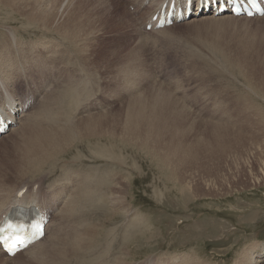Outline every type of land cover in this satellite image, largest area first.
Wrapping results in <instances>:
<instances>
[{
	"label": "rangeland",
	"instance_id": "rangeland-1",
	"mask_svg": "<svg viewBox=\"0 0 264 264\" xmlns=\"http://www.w3.org/2000/svg\"><path fill=\"white\" fill-rule=\"evenodd\" d=\"M67 3L0 0V59L18 77L34 69L44 93L74 79L93 102L73 120L53 119V149L22 172L10 165L20 122L0 138L7 182L63 199L62 181L83 174L80 191L100 197L80 223L73 202L50 222L67 232L98 227L87 262L46 251L34 264H264V14H204L143 32L128 0H73L64 11ZM154 110L168 128L130 120ZM50 231L34 251L62 238ZM1 255L0 264H32Z\"/></svg>",
	"mask_w": 264,
	"mask_h": 264
},
{
	"label": "bare ground",
	"instance_id": "bare-ground-1",
	"mask_svg": "<svg viewBox=\"0 0 264 264\" xmlns=\"http://www.w3.org/2000/svg\"><path fill=\"white\" fill-rule=\"evenodd\" d=\"M72 1L73 0H68L67 5H65L66 7H64V11L67 10L71 6V4H73ZM139 1L140 2H139V5H138V9H139V7L141 5V2L143 0H139ZM162 1L163 0H151L150 5L147 7L145 12L143 14H141L143 19L139 17L141 19V21L142 20L145 21V19H146V18L144 19L145 15L147 14V17H148L153 12L156 3L160 4ZM40 3H41V1H40ZM45 5H46V3H45ZM112 5L113 6H111L110 8L116 7V3L115 2H112ZM42 6H43V4H42ZM110 8L107 9V12H108V14L112 15L113 13H110ZM71 13L73 14L74 11H71ZM65 14H67V13H65ZM61 15L62 14H60L59 16H61ZM202 15H204V14H202ZM233 17H235V16H233ZM208 18H212V17H208ZM217 18H220V17H217ZM77 21H75V22H77ZM135 21H136V19H135ZM120 28H122V27H120ZM158 30H161V29H158ZM158 30H155V31H158ZM3 49H5V48H3ZM4 51H6V50H4ZM8 52H9L8 55H11L10 54L11 52L10 51H8ZM1 56H2V54L0 55V58H1ZM60 57L61 56H59L58 58H60ZM57 60H60V59H57ZM61 67H63V66H61ZM36 68H38V67H36ZM0 71H3L5 73V75L9 76V78H10L9 82H7V83L4 82V84H3V86L7 88V91H6L5 95H4V96H6L7 99L14 98L13 95H16L15 92H18V89H17L19 87L18 85H20V82L22 80L24 81L25 78H27V80H28V86L29 87H30V85H32L34 83L33 80H32L33 79V73L35 71L34 69H32L28 73V75L26 74L23 77L22 76L18 77V74H19L18 73V69L16 71L14 68H12V67L10 68L7 65V60L0 59ZM11 76H12V80H11ZM4 78H5V76H2L0 78V82ZM34 79H37V78L34 77ZM73 80L74 79H68L63 84L61 82V85H59L58 88H55L57 83H54L52 85L53 87L50 90V93H48L47 90H46L45 93H44V91L41 93V96H40L41 99L39 100V103H38L37 106H34L32 109H30L29 111L25 112L24 114L18 115L17 118L14 117L15 122L17 121V119H18V122H20L19 126L14 129V133L16 134V140L13 141L14 142L13 143L14 148L19 153V155L17 156L16 160H13L10 163V165L14 169H16V171L18 173L22 172L25 169L27 164H29V163L36 164L37 162H39L45 155L49 154L51 152V150L53 149L54 143H55V135H53L51 133V130L49 128L51 126L49 124L51 123V121L53 119L57 120L58 117H61V118H65V119L70 121V120H73V118L78 117L80 114L88 113L87 110L90 111L91 110L90 107H93L92 106L93 102L91 103V101L88 100V98H87L89 96L88 89H86L87 87H85L81 83L80 84L78 82L76 83ZM94 94H96V93H94ZM89 99H90V97H89ZM0 104H3V100H2L1 97H0ZM130 106L134 107L133 104H131ZM130 106L127 107L126 116H128L130 111H131V107ZM2 108H3V105L0 106V109H2ZM11 108H12V105H9L8 108H5V109L7 111H10ZM72 112H75L76 115H73ZM150 117H153V119L150 118ZM130 120L132 122H136L138 124H140L143 121L151 122L153 127H157V128H160V129H166V128H168V125H169L168 121L166 120L165 117L156 116L155 110L148 117L147 116L135 117L134 115H131L130 116ZM21 143H25L27 145V147L21 148L20 147ZM29 148H32V149H30L28 151ZM76 175H78V176H77V179L75 181L74 180L73 181L72 180H66V181L64 180V181H62L63 182L62 183V186H63L62 189L63 190L65 189L67 194H66V196L63 199L55 198L56 199L55 201L58 202V205L60 203H62V205H65V204L73 202V206L76 205L77 212H78L77 218H78L79 223H80L81 220L85 219V212H84L85 208H84V206L87 205L89 207V206H91V204H95V205L100 206L99 205L100 197H98L95 200H93L92 198L96 197V194H95V191H91V188H89L88 192L80 191L81 190V180L84 179V175L83 174H81V175L80 174H76ZM95 175H96V173H94L91 177H93V176L95 177ZM41 176L43 178L44 175H41ZM73 179H75V177ZM7 180H8V182L5 180V177H3V178L0 177V217L6 210L11 208L14 204L21 202V200H16V193L18 192L19 189L25 188L23 185L16 186L13 183L16 180L11 181L8 177H7ZM60 181L61 180H59V182ZM27 182H29V180L26 181V182H23V183H27ZM73 184H74L75 188L73 186L72 188H74V189L72 190L70 185H73ZM11 186H12V188H11ZM56 188H54V190H56ZM62 189H61V191H62ZM7 190H9V191H7ZM25 190H26V192L24 194V197H26V196L29 197V196L35 195L34 193H29L28 189L25 188ZM48 190H50V188ZM48 190L44 191V192H48V194H45L46 195L45 198H47V199L54 198V196H49L50 192ZM118 191L119 190H115L114 192L118 193ZM50 194H52V193H50ZM55 195H57V193ZM116 195L117 194H115V199H116ZM117 200L118 199H116V201ZM46 202H50V201H46ZM121 202H122V200H121ZM112 204L115 205V202H113ZM97 209H98L97 212H99L100 208H97ZM68 210H75V209L74 208H69ZM68 213L70 214L72 212L68 211ZM62 217H63V215H62ZM64 217H66V216H64ZM68 219H69V217H68ZM59 220H60V218H59ZM65 220H67V219H65ZM70 221H68V222H70ZM72 221H73V219H72ZM50 222L47 225L48 233H49V231L51 229L52 233H55V237L61 236L62 238L55 239L48 247H47V245L46 246H42L38 250L34 251L38 246H40V244L43 243V241L46 238V235H47L46 234L39 241L34 242L31 246H29L28 248L16 253L11 258L6 257L5 254L0 250V254H2L1 256H4V258H5L4 262L12 261V260H14L15 258H17L19 256L26 255L27 256L26 261H28V262H29V260L31 261L29 263H32V264H34L36 262L39 263L42 260V257L37 256V254H44L46 251H50L55 259H64L66 257H67L66 259H68V256H69V254L71 252L73 257L78 260V263H80L81 261L87 262L88 256H89L88 254H90L93 251V249H94L92 241H95V239H96V232L98 231V227L97 226L95 227L94 225L92 227H90L86 223L85 225H83V224L79 225L81 227V231L77 230V229H79V227H78L75 230L72 229V231L69 230V232H67V230L64 228L66 225L63 227V226H61L59 224L56 225L57 223L50 224ZM98 237H100V236H98ZM72 240H74L76 244ZM75 246H76V250H74ZM84 253H87V255L84 256L83 255Z\"/></svg>",
	"mask_w": 264,
	"mask_h": 264
},
{
	"label": "snow or ice",
	"instance_id": "snow-or-ice-1",
	"mask_svg": "<svg viewBox=\"0 0 264 264\" xmlns=\"http://www.w3.org/2000/svg\"><path fill=\"white\" fill-rule=\"evenodd\" d=\"M21 243H22V242H21ZM5 248H6V250L9 251V252H14V248H13L12 246L8 245V244H5Z\"/></svg>",
	"mask_w": 264,
	"mask_h": 264
}]
</instances>
